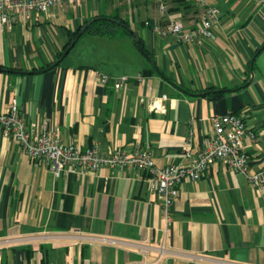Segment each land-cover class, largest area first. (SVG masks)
<instances>
[{"label": "crops", "instance_id": "crops-1", "mask_svg": "<svg viewBox=\"0 0 264 264\" xmlns=\"http://www.w3.org/2000/svg\"><path fill=\"white\" fill-rule=\"evenodd\" d=\"M165 2L163 14L160 0H68L27 22L0 21V109L15 100L35 134L48 125L84 149L139 147L159 167L187 162L185 148L196 153L215 118L236 113L257 136L242 142L250 172L262 169L264 0H211L219 18L203 44L154 30L168 20L201 23L194 1ZM114 15L129 29L85 32L56 64L72 33ZM99 74L130 81L116 88ZM21 238L0 246V264H264V190L215 163L182 183L167 222L145 172L67 167L56 177L0 133V240Z\"/></svg>", "mask_w": 264, "mask_h": 264}, {"label": "built area", "instance_id": "built-area-1", "mask_svg": "<svg viewBox=\"0 0 264 264\" xmlns=\"http://www.w3.org/2000/svg\"><path fill=\"white\" fill-rule=\"evenodd\" d=\"M68 0H0V21L6 26L19 22H27L35 13H45L57 6H63ZM201 8V23L189 26L182 20H168L156 24L154 30L161 36L174 35L179 42L203 44L214 35V23L218 20L219 8L210 4L211 0H192ZM158 9L165 14L169 10L165 0H160ZM149 25L150 21H146ZM99 82L107 85L114 82L116 88H123L130 81L127 76L112 78L106 74L98 75ZM142 79V76H139ZM167 95L154 101L156 109L164 108L160 100H166ZM215 133L204 141L202 148L196 153L191 148H185L184 157L187 162L173 163L159 167L152 155L139 147L133 150L116 149L104 152L97 145L84 149L76 144H67L62 140L59 131L45 125L44 129L35 134L23 118L17 102L14 100L8 110L0 109V133L12 137L20 144L22 151L33 159L41 160L50 171L59 177L67 167L82 172L97 171L109 166L121 171L135 169L145 172L151 188L162 197V207L167 222L171 221V208L180 194V187L185 181H195L205 176L210 167L220 163L234 172L248 178L257 191L264 190V167L256 172H250L249 156L242 148L245 137L256 140V133L247 126L243 116L228 113L214 120ZM60 237L59 234H54ZM83 241L81 233H74ZM40 237L48 238L44 234ZM21 239L0 240V246L11 245ZM26 239H32L31 237ZM140 250L147 253L149 246H141ZM163 255L167 249L163 244L160 248Z\"/></svg>", "mask_w": 264, "mask_h": 264}, {"label": "trees", "instance_id": "trees-1", "mask_svg": "<svg viewBox=\"0 0 264 264\" xmlns=\"http://www.w3.org/2000/svg\"><path fill=\"white\" fill-rule=\"evenodd\" d=\"M181 1L185 2L186 0H181ZM119 26H125L126 29H129L128 21L122 20L118 15H114L110 17L102 16V17H98L94 22H92L85 32L105 34V33L113 32V30ZM80 30L81 28L79 29V31ZM79 31L72 33L70 44L76 38ZM62 55L63 54L60 55V58L62 57Z\"/></svg>", "mask_w": 264, "mask_h": 264}, {"label": "water", "instance_id": "water-1", "mask_svg": "<svg viewBox=\"0 0 264 264\" xmlns=\"http://www.w3.org/2000/svg\"><path fill=\"white\" fill-rule=\"evenodd\" d=\"M97 18H94L92 20H90L88 23H86L81 30L78 32L75 40H73V42L69 45V47L66 49V51L64 52L63 56L60 58V60H58V62L56 63L57 65L61 63V61L64 59V57L68 54V52L71 50V48L75 45V43L78 41V39L83 35V33L87 30V28L90 26V24L92 22H94ZM132 38L135 41L136 44H138L136 42V38L135 36L132 34ZM145 54V53H144ZM147 56V55H146ZM149 59V57H147ZM150 60V59H149ZM8 71H13V70H8Z\"/></svg>", "mask_w": 264, "mask_h": 264}]
</instances>
